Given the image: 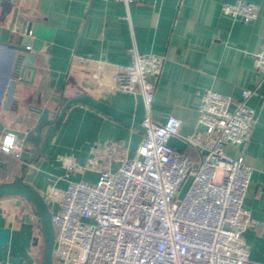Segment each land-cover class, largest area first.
<instances>
[{"label": "crops", "instance_id": "obj_1", "mask_svg": "<svg viewBox=\"0 0 264 264\" xmlns=\"http://www.w3.org/2000/svg\"><path fill=\"white\" fill-rule=\"evenodd\" d=\"M236 1L0 0V140L11 130L33 127L36 107L60 108L44 130L26 181L42 194L53 184L65 188L69 180L95 182L97 172L70 171L67 163L86 165L100 143L117 141L135 156L144 134L143 97L101 92L90 83L88 69L99 62L130 65L134 49L161 56L152 117L159 123L171 115L181 119L180 136L170 143L196 163L200 154L183 136L200 128L198 104L205 91L239 98L244 89L255 90L249 100L256 111L252 137L226 151L252 167L244 206L260 223L244 235L250 257L264 262V78L254 66L264 46V0H247L259 5L257 18L247 23L223 11L224 3ZM36 20L54 27V36L35 53V76L31 69L21 75L8 44ZM28 148L34 145L24 144L21 158L0 150V182L21 174L23 159L35 156ZM33 214L22 197L0 198V226L12 228L8 256L23 257L24 264L42 261V233Z\"/></svg>", "mask_w": 264, "mask_h": 264}, {"label": "built area", "instance_id": "obj_2", "mask_svg": "<svg viewBox=\"0 0 264 264\" xmlns=\"http://www.w3.org/2000/svg\"><path fill=\"white\" fill-rule=\"evenodd\" d=\"M223 11L247 23L257 18L259 5L237 0L224 3ZM163 64V57L134 49L130 65L89 66L90 83L101 92L143 97L144 134L135 156L110 141L97 144L86 165L67 163L70 171L97 172L95 182L77 179L65 188H47L55 264H264L250 257L244 235L260 223L244 206L252 167L226 151L252 137L256 111L249 100L255 90L244 89L239 98L205 91L198 104L200 128L183 136L200 154L196 163L170 143L180 136L181 119L171 115L159 123L152 117ZM254 66L264 78V46ZM9 133L0 150L21 158L24 144L14 133V146L2 150ZM32 221L39 222L35 214Z\"/></svg>", "mask_w": 264, "mask_h": 264}, {"label": "water", "instance_id": "obj_3", "mask_svg": "<svg viewBox=\"0 0 264 264\" xmlns=\"http://www.w3.org/2000/svg\"><path fill=\"white\" fill-rule=\"evenodd\" d=\"M55 28L43 24L39 21H32L27 27L22 26L21 34L15 42H10L8 45L14 52V58L17 62V71L24 75L26 69L34 71L35 76L36 67L33 66L35 53L41 49L45 41H52ZM34 51V52H33ZM60 108L54 111L50 108L36 107L33 110L34 126L26 128L25 130H11L18 139L24 144L30 143L34 145V157L24 158L21 165V174L15 179L0 182V198L6 196H19L27 200L34 208V213L39 219L40 229L42 233V261L41 264H55L54 261V246L56 239V230L52 218V211L48 205L42 192L26 181V173L29 164L36 161L37 154L40 150V141L42 139L44 130L47 126L54 123ZM54 114L50 118V114ZM12 236V228L9 226H0V264H24L23 257L8 256L10 251V242Z\"/></svg>", "mask_w": 264, "mask_h": 264}, {"label": "clouds", "instance_id": "obj_4", "mask_svg": "<svg viewBox=\"0 0 264 264\" xmlns=\"http://www.w3.org/2000/svg\"><path fill=\"white\" fill-rule=\"evenodd\" d=\"M15 141H16V136L12 133H9L4 138V146L2 150L7 153L14 146Z\"/></svg>", "mask_w": 264, "mask_h": 264}, {"label": "trees", "instance_id": "obj_5", "mask_svg": "<svg viewBox=\"0 0 264 264\" xmlns=\"http://www.w3.org/2000/svg\"><path fill=\"white\" fill-rule=\"evenodd\" d=\"M9 197H13V196H6V197H3V198H9Z\"/></svg>", "mask_w": 264, "mask_h": 264}, {"label": "rangeland", "instance_id": "obj_6", "mask_svg": "<svg viewBox=\"0 0 264 264\" xmlns=\"http://www.w3.org/2000/svg\"><path fill=\"white\" fill-rule=\"evenodd\" d=\"M91 180H94V178H91Z\"/></svg>", "mask_w": 264, "mask_h": 264}]
</instances>
